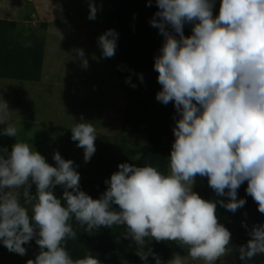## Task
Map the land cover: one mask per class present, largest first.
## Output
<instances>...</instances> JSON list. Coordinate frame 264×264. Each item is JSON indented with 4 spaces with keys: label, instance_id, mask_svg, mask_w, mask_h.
<instances>
[{
    "label": "clouds",
    "instance_id": "1",
    "mask_svg": "<svg viewBox=\"0 0 264 264\" xmlns=\"http://www.w3.org/2000/svg\"><path fill=\"white\" fill-rule=\"evenodd\" d=\"M155 6L150 25L163 37L154 57L161 85L155 98L172 103L178 116L169 171L120 163L105 180L106 190L93 199L81 190L79 165L59 151L52 156L53 166L27 142H15L10 151L0 148V244L24 256V245L35 239L40 251L27 264H103L90 251L83 258L70 255L66 241L77 239L69 223L73 218L88 233L124 226L123 238L135 242L142 260L152 256L155 264L165 262L152 248L145 251L148 237L188 246L191 259L204 264H216L234 250L244 264L264 254V223L254 224L246 244L235 246L216 215L218 204L232 213L244 207L246 199L237 197L245 181L246 194L264 214V0H220L215 16L216 0H155ZM97 11L90 0L88 19L95 20ZM186 24L193 25L191 35L184 33ZM118 38L114 29L98 37L103 58L115 55ZM74 51L86 69L84 50ZM137 75L143 83V74ZM125 83L137 87L131 75ZM10 112L0 97V125L5 126L0 136L15 138L19 129L7 123ZM71 132L89 162L96 152L94 124L81 116ZM197 175L207 177L216 195L227 199H203L193 191ZM57 186L63 189L60 197ZM166 264L186 261L174 253Z\"/></svg>",
    "mask_w": 264,
    "mask_h": 264
},
{
    "label": "trees",
    "instance_id": "2",
    "mask_svg": "<svg viewBox=\"0 0 264 264\" xmlns=\"http://www.w3.org/2000/svg\"><path fill=\"white\" fill-rule=\"evenodd\" d=\"M147 3L148 0H110L108 29H114L119 34V38L117 58L114 62L107 59V64L113 70L112 73H108V78L111 76L114 79V90L124 94L126 100L120 114V133L115 137L112 136L113 138H104L105 142L116 145L113 160L97 156L93 160L95 166L91 173L84 174L80 169L85 176H81L80 179L81 190L93 199H98L106 190L105 180L110 179L111 174L118 171L120 163L136 166L151 164L158 166V169L165 174L169 171L168 158L175 140L173 127L178 116L172 103L164 105L155 98L161 85L157 82L158 72L154 70V57L159 53L163 37L157 28L150 25V19L157 11L155 0L150 7L146 6ZM219 4L220 0H216L214 16L218 14ZM46 27L47 24H43L41 30L45 31ZM192 27L191 24L185 25L186 36L192 34ZM27 30L26 27L23 29L22 25L12 20H0V80L27 83L37 87L46 84L43 82L46 45L44 39L34 34L32 29ZM27 41L31 42L30 47L24 46ZM141 73L144 77L143 83L137 75ZM130 75L132 83L137 85L136 88L125 83L126 77ZM103 89L101 88L103 93L99 88L95 91L91 89L86 103H84L85 98L82 100L76 98L75 104L79 102L82 109L87 108L89 104H93L94 97L107 93ZM59 137L64 159H70L65 150L70 146L68 134L63 133ZM47 162L50 163L48 160ZM74 163L79 165L75 161ZM246 188L247 181L238 189L237 197L246 199L244 207L232 213L218 204L216 210L218 222L231 232L230 244L235 246L246 244L250 239L248 231L254 224L264 223V214L258 211L257 202L246 194ZM193 191L206 200L227 199L218 197L209 186L208 178L199 175L195 178ZM35 192L36 186L33 184L31 193L35 195ZM62 192L61 186H57L55 194L60 197ZM114 207L118 209V206ZM29 214L31 215L30 206ZM69 223L77 232V239L66 241V248L74 259L83 258L85 253L90 251L103 261V264H155L152 256L142 260L135 242L123 238L124 226L101 227L88 233L74 218ZM243 223L248 225L247 229L243 227ZM146 239L148 243L145 251L149 247L152 248L165 264L174 253L183 256L186 264L203 262L192 260L188 255V246H179L176 241H156L151 237ZM29 244L30 246L24 245L27 252L40 251L35 239ZM0 252L10 251L0 244Z\"/></svg>",
    "mask_w": 264,
    "mask_h": 264
},
{
    "label": "rangeland",
    "instance_id": "3",
    "mask_svg": "<svg viewBox=\"0 0 264 264\" xmlns=\"http://www.w3.org/2000/svg\"><path fill=\"white\" fill-rule=\"evenodd\" d=\"M89 2L90 0H48L45 8V0H0V20L17 22L23 29L26 27L27 31L32 29L34 34L44 39L46 45L43 67V82L46 84L36 87L27 83L0 80V97L7 101L11 110L7 123L15 124L19 129L15 138L0 136V148L7 146L10 151L15 142H27L49 164L55 166L52 159L54 152L59 151L64 158L59 136L67 133L70 148L65 150L70 159L79 164L77 171L83 177L85 176L80 169L84 174L91 173L95 166L93 160L97 156L113 160L116 145L105 142L104 138H113L120 133V114L126 100L124 94L114 90V79L111 76L108 78V73L113 70L107 64V59L114 62L117 49L113 57L103 58L97 43L98 37L108 29L110 0H94L98 7L95 20L88 19ZM43 24H47L45 31L41 30ZM75 49L84 50L88 60L86 69L81 67ZM100 87L107 93L94 97L93 104L83 109L79 102L75 104L76 98H85L86 103L91 89L95 91L99 88L103 93ZM81 116L85 121L93 123L98 133L96 152L87 163L84 161V149L78 148L77 142L71 140L70 129L75 122H80ZM3 127L5 126L0 125V128ZM38 253L27 252L21 256L14 252H0V264H27ZM216 264L244 262L234 250ZM248 264H264V254L252 257Z\"/></svg>",
    "mask_w": 264,
    "mask_h": 264
}]
</instances>
